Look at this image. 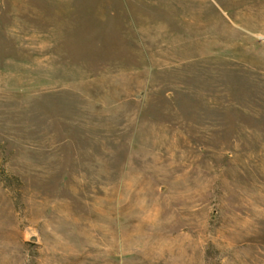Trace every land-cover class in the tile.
I'll return each instance as SVG.
<instances>
[{
	"label": "rangeland",
	"instance_id": "374dc122",
	"mask_svg": "<svg viewBox=\"0 0 264 264\" xmlns=\"http://www.w3.org/2000/svg\"><path fill=\"white\" fill-rule=\"evenodd\" d=\"M0 264H264V0H0Z\"/></svg>",
	"mask_w": 264,
	"mask_h": 264
}]
</instances>
